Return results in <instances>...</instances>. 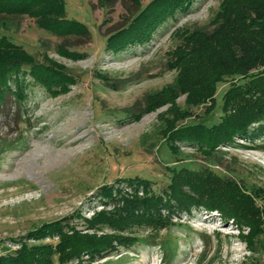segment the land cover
<instances>
[{
	"label": "rangeland",
	"instance_id": "1",
	"mask_svg": "<svg viewBox=\"0 0 264 264\" xmlns=\"http://www.w3.org/2000/svg\"><path fill=\"white\" fill-rule=\"evenodd\" d=\"M152 1L63 0L62 13L57 4L44 16L42 11L0 15V37L37 64L60 65L72 78L66 92L53 96L25 75L26 99L6 92L0 101V255L18 248L19 238L37 242L27 234L60 220L81 233L118 234L108 225L86 229L85 220L117 211L124 198L144 197L137 181L146 180L161 194L173 171L181 169H207L216 187L234 185L264 218L263 122L251 124V135L212 149L178 140L171 144L169 138L172 126L210 128L220 122L228 92L244 76L233 69L249 57V49H262L264 29L252 23L247 30L243 24L234 32L236 39L231 30L238 25L225 9L242 0H193L187 10L163 20L148 41L109 48L112 31L127 28ZM60 15L83 29L73 25L72 31L55 33L40 25ZM228 31L232 39L224 46L219 35ZM251 39L254 45L248 47ZM260 62L240 70L258 72L264 69ZM159 94L163 100L153 109L149 101ZM103 186L111 187L112 198L101 194ZM162 217L164 226L128 229L121 234L134 239L129 246L114 240V250L89 262L83 254V263L264 264V222L261 231L251 233L249 225L203 207L174 214L164 209ZM58 237L42 242L53 245ZM53 260L59 264L56 256ZM76 263L73 258L63 264Z\"/></svg>",
	"mask_w": 264,
	"mask_h": 264
},
{
	"label": "trees",
	"instance_id": "2",
	"mask_svg": "<svg viewBox=\"0 0 264 264\" xmlns=\"http://www.w3.org/2000/svg\"><path fill=\"white\" fill-rule=\"evenodd\" d=\"M49 2L52 4H48ZM192 2L193 0H153L130 19L127 28L122 27L112 31L106 44L109 48L119 51L129 44L144 43L149 40L152 32L163 20L171 17L177 10H187ZM241 3L244 4L241 5L240 2L235 3L234 1L233 5L225 9L226 14L233 16L231 20L234 22L232 24L238 25L235 27L237 31L234 28L231 30L234 38L237 37L234 32H239L241 29L239 27H242L243 24L247 30L252 28L250 27L252 23L253 27L258 26L264 29V0H242ZM57 4L62 13L63 0H0V15L9 13L37 15L42 11L44 16L46 13L50 14V12H46L49 9L48 6ZM229 18L227 21L230 20ZM227 21L224 20L225 23ZM66 23H68L67 29L64 28ZM40 25L55 33L65 30L72 31L71 26L73 25L79 27L80 30L83 29L78 21L68 20L62 15L53 19L46 17L40 20ZM231 32H223L219 35V38L222 39L220 44L223 43L225 46L228 39H232L229 36ZM217 39L214 38V41ZM239 39L245 42L246 36ZM243 41L240 43H244ZM260 43L263 44V47L257 50L255 49L257 47H253L252 39L249 40L248 47H253L249 49V57L245 56L240 64L233 69L235 75L244 76L228 92L222 106L223 117L220 122L210 128L202 124L172 126L173 128L169 133L171 144L172 141L178 140L188 144L204 145L212 149L218 144L235 143L234 138L236 136L242 138L251 135L255 131L251 127L254 122H263L259 128L264 130V69L254 73L240 70L244 66H246V70L248 67H253L258 58L261 59V66H264V36ZM62 52L75 59L81 57L77 52L67 50H62ZM244 59L247 65L243 64ZM24 65H28L29 69L24 70ZM25 75H30L34 83L45 88V91L53 96L60 92H66L68 85L72 83V78L63 72L60 65L54 62H50L48 65L37 64L23 52L19 45L1 36L0 101H3L6 92L19 100L24 101L26 99ZM9 81L14 84L15 90L10 88ZM168 96H166L167 99ZM153 98L149 102H151L150 107L154 109L158 101L163 100V95L160 96L159 94L157 98L154 96ZM140 183L143 186L144 197L124 198L121 205L116 208L117 211L99 212L92 219L85 220L86 229L95 228L98 225H108L118 234L94 236L81 233L60 220L29 232L27 235L30 236V239L37 241L33 244H28L19 238L17 240L18 248L0 255V264H54V256H56L59 264L73 258H77L76 264H85L82 259L83 254L88 256V262L92 261L106 250H114L116 248L113 244L114 240L117 241L118 245L129 246L134 239L125 238L121 234L128 229L142 225H149L152 229H157L161 225L164 226L167 223V220L162 217V210L164 209L168 214L180 211L190 212L191 208L198 207L214 209L225 219L233 218L237 224L249 225L251 233L261 231L264 218L256 213L252 198L238 193L232 184L227 186L229 191L225 190L224 186L216 187L207 169L203 171L188 169L173 171L168 187L161 194L151 190V184L146 180L135 182V184ZM100 192L105 197H113L111 187L103 186ZM64 227H67V232L64 231ZM56 234L59 237L55 244L42 242L46 236L53 237Z\"/></svg>",
	"mask_w": 264,
	"mask_h": 264
}]
</instances>
